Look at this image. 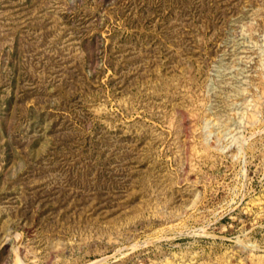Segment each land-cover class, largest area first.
<instances>
[{
    "label": "rangeland",
    "instance_id": "374dc122",
    "mask_svg": "<svg viewBox=\"0 0 264 264\" xmlns=\"http://www.w3.org/2000/svg\"><path fill=\"white\" fill-rule=\"evenodd\" d=\"M0 264H264V0H0Z\"/></svg>",
    "mask_w": 264,
    "mask_h": 264
}]
</instances>
